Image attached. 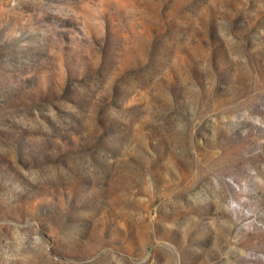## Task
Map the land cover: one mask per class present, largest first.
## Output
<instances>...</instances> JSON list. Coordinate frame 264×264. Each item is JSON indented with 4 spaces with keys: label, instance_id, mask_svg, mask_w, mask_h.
I'll return each instance as SVG.
<instances>
[{
    "label": "rangeland",
    "instance_id": "rangeland-1",
    "mask_svg": "<svg viewBox=\"0 0 264 264\" xmlns=\"http://www.w3.org/2000/svg\"><path fill=\"white\" fill-rule=\"evenodd\" d=\"M0 264H264V0H0Z\"/></svg>",
    "mask_w": 264,
    "mask_h": 264
}]
</instances>
